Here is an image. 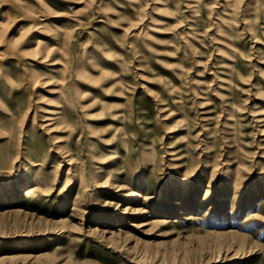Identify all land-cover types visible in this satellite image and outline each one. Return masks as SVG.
I'll use <instances>...</instances> for the list:
<instances>
[{
	"label": "rangeland",
	"instance_id": "374dc122",
	"mask_svg": "<svg viewBox=\"0 0 264 264\" xmlns=\"http://www.w3.org/2000/svg\"><path fill=\"white\" fill-rule=\"evenodd\" d=\"M0 264H264V0H0Z\"/></svg>",
	"mask_w": 264,
	"mask_h": 264
},
{
	"label": "bare ground",
	"instance_id": "6f19581e",
	"mask_svg": "<svg viewBox=\"0 0 264 264\" xmlns=\"http://www.w3.org/2000/svg\"><path fill=\"white\" fill-rule=\"evenodd\" d=\"M43 1V0H42ZM8 37V36H7ZM12 37V36H11ZM69 38V37H68ZM20 39V38H19ZM4 40V39H3ZM15 40V39H14ZM17 40V39H16ZM36 43H37V46H39L42 42H41V40L40 39H37L36 40ZM46 45V44H45ZM45 45H44V47H45ZM40 47V46H39ZM48 47V46H47ZM47 47H45V48H47ZM14 48H15V46H14ZM38 48V47H37ZM49 48V47H48ZM57 49H59V48H57ZM40 51V50H39ZM49 52V51H48ZM34 53V52H33ZM48 55V54H47ZM78 55V54H77ZM76 55V56H77ZM79 56V55H78ZM80 57V56H79ZM42 58V57H41ZM80 63V62H79ZM77 72H78V75H80V76H83V78L85 77V78H88V80L91 78L88 74H83L79 69H77ZM77 74V73H76ZM83 74V75H82ZM53 76V75H52ZM76 77H77V75H76ZM51 78V77H50ZM78 78H81V77H78ZM38 79V78H37ZM36 82V81H35ZM34 83V82H33ZM32 83V84H33ZM74 84V83H73ZM35 85V84H34ZM59 92H60V90H59ZM80 92H82L80 89H79V87H77V86H75V88H74V95L76 96V95H78ZM117 92H120V91H117ZM88 94V93H87ZM64 96V95H63ZM80 96H82V93L79 95V96H77V98L79 99V97ZM85 96H87V95H85ZM65 97V96H64ZM89 97V96H88ZM77 98L75 99V100H77ZM93 98V97H92ZM91 101H93V100H91ZM91 101L89 102L88 101V103H86V104H90L91 103ZM96 102V101H95ZM98 103V102H97ZM96 103V104H97ZM85 103H82L81 101H77V106H85L86 105ZM91 105V104H90ZM82 108V107H81ZM109 115H112V117L110 118V119H114L113 117H115L114 115H115V113L114 112H111V111H109ZM45 119H49V118H45ZM50 122H48V123H46V124H49ZM43 126V125H42ZM49 127V126H48ZM52 128V127H51ZM50 129V128H49ZM63 151H64V149H62ZM93 159V158H92ZM13 160H15V159H13ZM12 166V165H11ZM9 170V169H8ZM1 172H4V171H1ZM9 173V172H8ZM80 179V178H79ZM84 183V182H83ZM2 184H4V183H2ZM130 185V184H129ZM34 186V185H33ZM48 187V186H47ZM26 189V193H28V192H30L31 191V189H33V188H31L30 186H28L27 188H25ZM87 189V188H86ZM155 221V220H154ZM161 221V220H160Z\"/></svg>",
	"mask_w": 264,
	"mask_h": 264
}]
</instances>
